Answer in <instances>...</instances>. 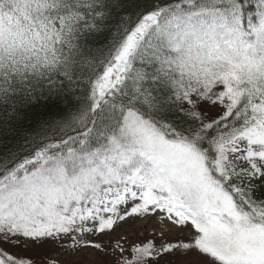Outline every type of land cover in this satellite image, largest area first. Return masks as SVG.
Returning <instances> with one entry per match:
<instances>
[{
  "label": "snow or ice",
  "instance_id": "snow-or-ice-1",
  "mask_svg": "<svg viewBox=\"0 0 264 264\" xmlns=\"http://www.w3.org/2000/svg\"><path fill=\"white\" fill-rule=\"evenodd\" d=\"M85 16L98 29L90 44L104 45L128 25L103 69L113 80L128 71L141 35L148 43L175 33L171 44L184 46L190 67L199 63L202 78L183 88L146 80L155 87L105 92L92 107L105 127L121 124L127 109L138 112L189 158L129 151L118 180L54 204L37 200L32 164H8L0 172V264H264V0H99ZM42 48L0 47V95L54 66L46 57L55 46ZM140 62L157 63L143 55ZM217 66L223 70L210 71ZM48 107L59 111L60 97ZM16 135L14 126L0 128V163Z\"/></svg>",
  "mask_w": 264,
  "mask_h": 264
},
{
  "label": "trees",
  "instance_id": "trees-1",
  "mask_svg": "<svg viewBox=\"0 0 264 264\" xmlns=\"http://www.w3.org/2000/svg\"><path fill=\"white\" fill-rule=\"evenodd\" d=\"M48 1L49 8L56 15L68 20L63 26L64 35L57 38L65 41L71 39L79 48L73 50L53 40L50 49L55 46V55H49L46 59L52 61L54 66L38 76L25 78L23 84L9 88L6 95H0V128L14 126L17 129L13 154L9 160L0 163V172L6 171L10 163L17 166L32 164L34 170L44 161H51L52 158L59 161L67 154L82 160L97 154L121 124L105 127L92 115L93 105L104 99L105 92L111 98L118 96L121 89L131 91L141 86L145 89L155 87L143 82L159 79L156 70L161 61L178 54L177 50L172 51L168 43L171 33L150 37L148 43H141V35L137 47L134 48L131 69L122 72L117 80L112 79L105 86L99 82L97 87L99 79L106 72L103 69L112 63L116 50L124 41V35L128 31L127 23L122 24L120 29L114 28L106 44H90L89 41L98 29L91 27L93 21L90 16L87 17V24L84 23L85 13L91 11V6L99 0ZM137 2L143 5L147 0ZM12 3L17 4V0H0V10L5 14H14ZM143 11V7L134 8L128 14V19L135 21ZM55 20L59 21L57 16ZM69 33L72 35L69 36ZM4 38L0 33V47ZM86 49L90 50L91 55L85 53ZM142 55L144 58L154 56L157 63L145 68L140 62ZM58 96L60 110H51L48 107L49 102ZM147 121L159 133L156 126L150 120Z\"/></svg>",
  "mask_w": 264,
  "mask_h": 264
},
{
  "label": "rangeland",
  "instance_id": "rangeland-1",
  "mask_svg": "<svg viewBox=\"0 0 264 264\" xmlns=\"http://www.w3.org/2000/svg\"><path fill=\"white\" fill-rule=\"evenodd\" d=\"M49 4L48 0H17V4L12 3L14 14H5L0 10L2 14L0 33L5 37L1 45L5 51L19 53L21 49L40 46L50 49L53 38L60 36L68 20L56 15L49 8ZM56 16L59 21L55 20ZM175 35L171 33L168 43L172 51L177 50L178 54L169 60H162L156 73L162 82H170L173 87L183 88L190 80L202 78L204 71L198 62L194 68L189 66L192 64V59L186 58L187 53L182 44L177 46L171 44L170 41L175 39ZM140 39L126 57L128 70L131 69L134 48L137 47ZM110 70L99 79L97 87L99 82L105 86L112 80L109 75ZM205 70H207L206 66ZM222 70V67L217 66L210 71L219 73ZM224 74L226 77L233 75L235 78L233 73L225 71ZM141 149L150 156L189 158V154L184 149L166 145L162 134L156 132L147 120L127 109L120 128L112 134L97 154L83 160L67 154L59 161H55V158L44 161L41 166L32 170L39 174L35 193L37 200L54 204L79 198L81 194L92 188L98 190L101 183L119 179V164L126 157L127 152ZM113 161L116 162L115 165Z\"/></svg>",
  "mask_w": 264,
  "mask_h": 264
}]
</instances>
